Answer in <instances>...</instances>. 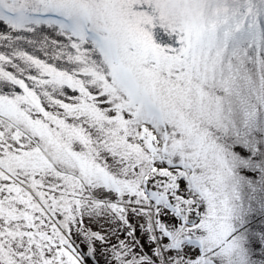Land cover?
<instances>
[{"label":"snow or ice","instance_id":"obj_1","mask_svg":"<svg viewBox=\"0 0 264 264\" xmlns=\"http://www.w3.org/2000/svg\"><path fill=\"white\" fill-rule=\"evenodd\" d=\"M0 264H264V0H0Z\"/></svg>","mask_w":264,"mask_h":264}]
</instances>
